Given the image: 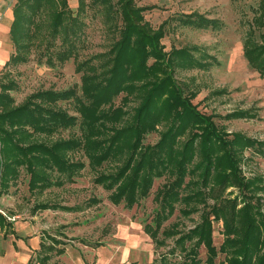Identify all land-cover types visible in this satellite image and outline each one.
I'll list each match as a JSON object with an SVG mask.
<instances>
[{
    "label": "trees",
    "instance_id": "obj_1",
    "mask_svg": "<svg viewBox=\"0 0 264 264\" xmlns=\"http://www.w3.org/2000/svg\"><path fill=\"white\" fill-rule=\"evenodd\" d=\"M46 6L50 36H61V48H52L48 52V63L75 58L74 41L79 40L83 32V20L79 16L86 6H99L104 10L111 23L109 26L117 31L118 37L108 51L95 55V58H101L98 67L89 64L88 60L77 63V71H82L78 97L73 87L45 89L15 104L10 94L13 81L0 76V193L6 192L16 181L21 168L28 172L30 190L72 181L84 166L81 161L70 160L68 153L72 150H81L92 166L119 160L113 171L100 173L94 182L111 189L109 198L112 203H123L127 208L148 194L154 178L168 174L173 180L158 192L160 206L154 217L155 226H144L153 238L165 212L171 211L173 202L179 197L188 166H192L190 173L195 178L186 183L192 186L188 187L190 198L187 202L212 199L216 203L209 213L223 223L224 238L219 250L225 252V258L222 262L209 259L207 264H224L227 255L233 256L230 260L228 258L227 264H264V216L260 218L259 215L260 197L254 198L252 194L257 192L256 186L264 192V181L261 177L245 179L240 166L245 150L263 153L264 143L219 127L213 114H204L193 103L197 90L185 92L175 80L176 69H207L211 61L206 58L211 56L205 55L196 45L172 47L165 51L161 43L165 26L171 20L196 29H217L222 24L220 20L193 12L170 16L154 28L143 21L141 12L147 8L137 6L135 0H77L75 12L69 7L68 0H16L9 28L14 55H9L3 67L10 61L23 60L21 53L28 49L31 36L37 29L36 16ZM50 45L49 41L47 47ZM242 48L248 65L263 77L264 0L258 1L247 22ZM122 92L125 95L121 104L115 107L114 99ZM128 95L140 100L133 113L134 121L114 132V126H108V122L115 124L119 121L125 112L122 104L129 101ZM70 98L75 100L81 118L80 136L72 134L66 139L52 140L55 131L70 127L77 119L76 115L56 107L57 101ZM250 114L249 111H233L220 117L241 118ZM159 125L164 129L159 140L144 145L145 134L156 131ZM109 131L114 134L108 135ZM123 139L126 142H122ZM54 172L57 174L55 178L52 176ZM231 186H236L242 194V205L238 207L236 198L226 200L228 204H217L220 203L218 200L224 199L226 188ZM50 207L55 206L47 203L35 206ZM205 216L190 232H198L197 241L204 244L214 257L213 229ZM4 220L0 216V222ZM53 247L49 245L46 249ZM46 259L48 255L40 257L38 262L44 264Z\"/></svg>",
    "mask_w": 264,
    "mask_h": 264
},
{
    "label": "rangeland",
    "instance_id": "obj_2",
    "mask_svg": "<svg viewBox=\"0 0 264 264\" xmlns=\"http://www.w3.org/2000/svg\"><path fill=\"white\" fill-rule=\"evenodd\" d=\"M15 1L0 0V21ZM258 1L135 0V3L147 8L141 15L149 27H158L170 16L193 12L220 20L222 24L217 29H196L182 25L178 20H171L165 26V36L161 43L165 51L172 47L196 45L202 48L205 55L211 56L212 58L205 57L211 61L207 69H176L175 80L184 87L185 92L189 89L197 90L193 103L204 114H213L219 127L264 143V76H260L248 65L242 48L247 22L252 18ZM68 5L75 12L77 0H68ZM46 9L47 6L36 16L37 29L31 36L28 49L21 53L23 60L10 61L3 67L8 56L0 67V76L13 81L10 94L15 104H20L30 94L45 89L63 90L73 87L77 97L80 96L82 71H77V63L88 60L89 64L98 67L101 58H95V55L108 51L118 37L117 31L109 26L110 21L106 19L104 10L99 6H86L79 16L83 20V32L81 38L74 41L75 58L48 63V52L52 48H61V36H50V17ZM3 40L4 36L0 34V42ZM5 41L9 44V55H14L10 37H6ZM49 41L51 45L47 47ZM124 95L122 92L114 99L115 107L121 104ZM128 99L126 104H122L125 112L118 116H121L119 121L115 124L108 122V126H114V132L134 121L133 113L140 100L134 95H128ZM57 106L76 115L77 119L70 127L55 131L51 139H66L72 134L80 136L81 118L76 111L75 100L70 98L57 101ZM233 111H249L251 114L241 118L220 117ZM163 130V126L159 125L156 131L145 134L143 144L156 143ZM114 132L109 131L108 135L112 136ZM122 142L126 140L123 139ZM68 156L70 160L84 163L72 181L30 190L27 184L28 172L21 168L16 181L11 183L6 192L0 193V208L15 222V227L24 236L25 242L39 243L41 240L45 244L41 248L39 244L27 243L32 250L29 258L33 262L43 255H48L45 264H207L209 259L215 262L224 260L225 252L219 250L224 238L223 223L219 218L214 219L213 213H209L216 202L210 198L200 203L187 202L190 198L188 187L192 186L186 183L195 178L190 173L192 166H188L178 199L173 202L171 211L165 212L166 215L152 238L144 226L151 224L154 228V217L160 206L158 195L173 177L162 174L154 178L148 194L140 197L131 208H127L123 203H112L109 198L111 189L94 182L100 173L113 171L119 160L92 166L81 150L69 151ZM240 166L245 179L261 177L264 181V152L245 150ZM52 176L55 178L57 174L54 172ZM255 191L257 192L252 194L254 198L260 197L259 215L262 218L264 192L258 190L257 186ZM223 197L217 204H228L226 200L236 198L238 207L242 205V194H239L236 186L226 188ZM39 203L55 207L36 210L35 206ZM203 216L208 217L212 225V239L216 248L214 257L204 244L197 241L198 232H190L198 226ZM49 245L54 246L53 249H46ZM59 249L63 252H58ZM232 257L227 255L224 264Z\"/></svg>",
    "mask_w": 264,
    "mask_h": 264
},
{
    "label": "crops",
    "instance_id": "obj_3",
    "mask_svg": "<svg viewBox=\"0 0 264 264\" xmlns=\"http://www.w3.org/2000/svg\"><path fill=\"white\" fill-rule=\"evenodd\" d=\"M12 18H13V12L11 7L8 11H6L5 15L2 17V20L0 21V34L4 36V40L0 42V58H2L0 59V67H2V64L4 62L3 60H5L9 56V52H8L9 44L7 41H5V38L9 36V28ZM50 208H44V209L35 208V209L46 210ZM0 216L5 219L3 222H0V264H28V262L32 261L29 258V253L32 252V250L30 246H28V244L31 245L33 243L39 244L40 247L42 248L45 247L44 242H42L41 240L39 241V243L38 241L25 242V240L23 239L24 236L22 237V235H20L18 232L19 230L15 227V222H12V218L6 214L3 208H0ZM36 264H42V263L38 262L37 260Z\"/></svg>",
    "mask_w": 264,
    "mask_h": 264
}]
</instances>
